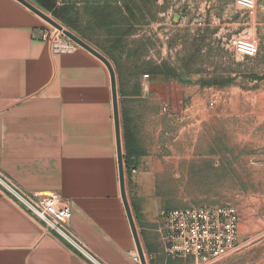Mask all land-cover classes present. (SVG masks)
<instances>
[{
	"label": "crops",
	"instance_id": "crops-1",
	"mask_svg": "<svg viewBox=\"0 0 264 264\" xmlns=\"http://www.w3.org/2000/svg\"><path fill=\"white\" fill-rule=\"evenodd\" d=\"M197 3L199 26L213 23L214 36L226 42V49L232 51L228 43L235 37L257 45V54L246 58V146L248 158L256 159L264 149V0L256 1L253 15L234 0ZM184 11L190 14V4ZM226 16L232 27L223 32ZM46 31L20 3L0 0V171L27 193L60 194L70 207V230L102 264H140L133 260L137 251L120 196L108 71L85 50L54 49L42 39ZM237 91L235 84L202 87L168 81L150 95L138 96L136 104L151 118V98L160 97L169 112L178 115L186 104L203 103L209 93L233 97ZM127 104L128 99L117 94L123 167L124 119L140 155L131 158L135 175L124 172L125 178L149 183L157 174L158 133L153 146L152 131H138L135 111ZM139 190L125 183L146 264L184 259L166 256L158 212ZM0 264L89 263L0 191Z\"/></svg>",
	"mask_w": 264,
	"mask_h": 264
},
{
	"label": "rangeland",
	"instance_id": "rangeland-1",
	"mask_svg": "<svg viewBox=\"0 0 264 264\" xmlns=\"http://www.w3.org/2000/svg\"><path fill=\"white\" fill-rule=\"evenodd\" d=\"M26 1L108 60L117 94L135 111L138 131H152L153 146L157 130L155 180L139 183L128 177L127 188L141 189L158 215L191 206L234 205L240 218L237 250L215 264H264V149L259 159L248 158L247 57L226 49V42L214 36L213 23L199 26L198 0H55L51 10L38 0ZM189 4L190 14L184 15ZM229 17L223 32L232 27ZM39 19L57 48L66 43L82 49ZM168 81L235 84L238 95L209 93L203 103L186 104L178 115L165 112L164 101L154 96L152 117H144L137 97ZM174 264L193 262L184 258Z\"/></svg>",
	"mask_w": 264,
	"mask_h": 264
},
{
	"label": "built area",
	"instance_id": "built-area-1",
	"mask_svg": "<svg viewBox=\"0 0 264 264\" xmlns=\"http://www.w3.org/2000/svg\"><path fill=\"white\" fill-rule=\"evenodd\" d=\"M257 0H234V3L248 15H253ZM42 39L59 51H72L75 48L61 43L46 31ZM229 48L241 57H254L257 45L245 37H235L228 43ZM213 102H209L211 106ZM163 110L169 112L168 105ZM136 173L131 169L130 174ZM0 191L10 197L42 228L64 244L76 250L89 264H102L76 238L69 227L71 211L67 201L56 192L27 193L18 188L0 171ZM161 224L158 233L161 236L167 257L180 259L189 258L193 264H215L237 250L239 238V213L232 204L191 206L159 212ZM135 262H140L137 254Z\"/></svg>",
	"mask_w": 264,
	"mask_h": 264
},
{
	"label": "water",
	"instance_id": "water-1",
	"mask_svg": "<svg viewBox=\"0 0 264 264\" xmlns=\"http://www.w3.org/2000/svg\"><path fill=\"white\" fill-rule=\"evenodd\" d=\"M32 12L34 15L38 16L42 20L46 21L50 25H52L57 30L61 31L67 38H69L73 43L77 46L85 50L86 52L90 53L92 56L97 58L107 69L110 79V89H111V97H112V108H113V121H114V132H115V141H116V154H117V169H118V180H119V189H120V196L123 202V206L125 209V213L127 216V220L129 223V227L132 233V237L135 243V248L140 260V264H146L145 258L140 246L138 234L135 228V224L130 212V208L126 199V192H125V176H124V167H123V160H122V150H121V140H120V123H119V116H118V106H117V87H116V76L114 70L108 60L104 58L101 54L95 51L93 48L88 46L85 42L74 36L73 34L65 31L60 25L55 23L53 20L48 18L45 14L35 8L32 4L27 2L26 0H15Z\"/></svg>",
	"mask_w": 264,
	"mask_h": 264
},
{
	"label": "trees",
	"instance_id": "trees-1",
	"mask_svg": "<svg viewBox=\"0 0 264 264\" xmlns=\"http://www.w3.org/2000/svg\"><path fill=\"white\" fill-rule=\"evenodd\" d=\"M40 5L46 10H51L53 4H55V0H38ZM214 85L215 83H209L208 86ZM127 120L123 121L124 127V169L127 174H130L131 169H135V167L131 164V158H136L140 155V151L138 149V145L136 140L133 138L132 134L128 130Z\"/></svg>",
	"mask_w": 264,
	"mask_h": 264
}]
</instances>
